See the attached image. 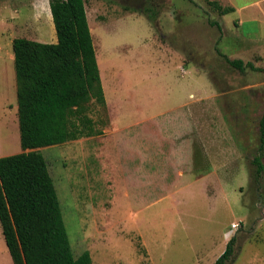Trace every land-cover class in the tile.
I'll return each instance as SVG.
<instances>
[{
	"label": "rangeland",
	"instance_id": "rangeland-1",
	"mask_svg": "<svg viewBox=\"0 0 264 264\" xmlns=\"http://www.w3.org/2000/svg\"><path fill=\"white\" fill-rule=\"evenodd\" d=\"M210 1L253 0H84L105 98L88 115L102 134L38 149L75 257L215 264L233 238L225 264H264V72L220 56L264 69V24L239 28ZM16 38L56 42L49 0H0V157L22 152Z\"/></svg>",
	"mask_w": 264,
	"mask_h": 264
},
{
	"label": "trees",
	"instance_id": "trees-1",
	"mask_svg": "<svg viewBox=\"0 0 264 264\" xmlns=\"http://www.w3.org/2000/svg\"><path fill=\"white\" fill-rule=\"evenodd\" d=\"M209 3L222 16L234 11ZM49 9L55 43L12 41L22 152L0 157V227L12 264H93L88 251L73 255L57 191L38 149L101 135L88 114L92 99L105 108V98L84 0H49ZM209 24L221 31L217 22ZM220 56L240 72H264L250 62ZM260 140L262 150L264 114ZM254 162L259 177V156ZM233 241L215 264L229 260Z\"/></svg>",
	"mask_w": 264,
	"mask_h": 264
},
{
	"label": "crops",
	"instance_id": "crops-1",
	"mask_svg": "<svg viewBox=\"0 0 264 264\" xmlns=\"http://www.w3.org/2000/svg\"><path fill=\"white\" fill-rule=\"evenodd\" d=\"M229 7H232L234 11L232 14H238L239 17L234 19V25H237L239 28L243 27L247 23L257 22L264 24V0H253L241 6H236L227 2ZM258 18H262L263 21L259 22ZM257 33L246 32V36L257 35ZM11 261V258H10ZM12 264V261H11Z\"/></svg>",
	"mask_w": 264,
	"mask_h": 264
}]
</instances>
